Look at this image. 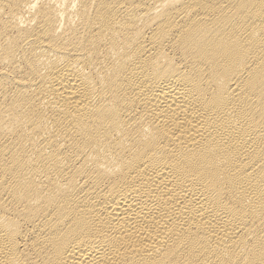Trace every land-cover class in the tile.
Returning <instances> with one entry per match:
<instances>
[{"label": "bare ground", "instance_id": "1", "mask_svg": "<svg viewBox=\"0 0 264 264\" xmlns=\"http://www.w3.org/2000/svg\"><path fill=\"white\" fill-rule=\"evenodd\" d=\"M0 264H264V0H0Z\"/></svg>", "mask_w": 264, "mask_h": 264}]
</instances>
